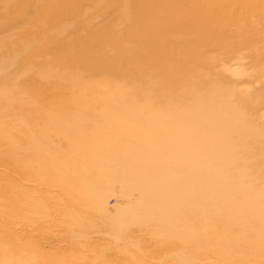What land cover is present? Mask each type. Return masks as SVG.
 <instances>
[{"label": "rangeland", "instance_id": "obj_1", "mask_svg": "<svg viewBox=\"0 0 264 264\" xmlns=\"http://www.w3.org/2000/svg\"><path fill=\"white\" fill-rule=\"evenodd\" d=\"M51 1L56 3L55 12L48 9ZM259 2L263 8L253 12L251 6ZM65 4L61 0H0V245L13 249L18 264H193L192 250L142 211L138 191L127 188L130 184L124 176L127 155L136 151L144 156L138 161L148 163L161 151L152 136H143L150 130L136 125L145 128L153 115L180 107L148 104L103 110L83 105L74 110L72 99L82 97L60 91L59 81L67 73L70 52L98 53L77 40L83 34L77 24L85 22L86 28L96 29L104 15L103 10L91 12L88 21L66 29L50 19L59 16ZM189 4L184 11L177 7L182 18L193 14L210 20L195 26L187 45L180 38L181 59L193 62L195 70L189 72L208 79L212 75L232 79L229 72L236 69L244 74L232 88H224L225 95L237 103L246 124L257 133L239 134L227 147L241 148L258 137L262 145L264 84H258L257 78L264 74V0ZM232 17L238 19L230 23ZM74 18L63 15L62 19ZM241 27L248 29L236 30ZM239 42L248 43L241 51L248 56L231 69L223 62L229 55L206 45L228 48ZM50 47L57 56L51 57ZM70 76L73 85L88 80L78 71ZM221 88L216 83L199 86L208 92ZM226 96L218 95L214 103L218 111ZM134 113L149 118L135 127L129 122L119 124L118 118ZM228 120L238 119L230 116ZM94 134L106 140L104 148L90 141ZM263 160L264 154L261 165ZM165 167L169 170V164ZM97 193L105 199L104 206L96 202ZM185 210L189 226L190 210ZM206 264L221 263L211 257Z\"/></svg>", "mask_w": 264, "mask_h": 264}, {"label": "bare ground", "instance_id": "obj_2", "mask_svg": "<svg viewBox=\"0 0 264 264\" xmlns=\"http://www.w3.org/2000/svg\"><path fill=\"white\" fill-rule=\"evenodd\" d=\"M61 1L66 4L59 16L50 19L63 23L66 29L88 21L91 12L103 10L104 15L96 29L86 28L85 22L77 24L83 32L77 40L98 53L77 51L74 54L72 51L67 56V73L60 79L59 89L83 98L72 99L74 110L83 105L103 110L148 104L180 107L153 115L154 120L145 128L136 125L139 130H150L143 136H152L161 147L160 152L153 154L152 162L138 161V157L144 156L137 155L136 151L125 157L124 176L130 184L127 188L138 191L142 211L163 231L176 234L184 246L188 245L193 253V264H206L211 257L221 264H232L230 262L237 259V264H264V160L263 165L259 163L264 143L260 145L258 137L241 148L227 147L239 134L248 137L257 133L248 127L237 103L229 101L225 95L224 88H232L244 74L236 69L229 72L232 79L195 75L189 72L195 70L193 62L181 59L178 47L180 38L187 45L195 26L204 25L210 18L205 15L197 18L193 14L182 18L177 7L184 11L183 8L188 9L189 3L195 0ZM47 6L55 12V1ZM262 8L260 2L251 6L253 12ZM63 15L75 18L64 20ZM109 15L111 18L105 17ZM237 19L232 17L230 23ZM179 23H182L181 28ZM245 29L248 28L236 30ZM206 33L209 34L208 30ZM206 45L208 49L214 48L215 52L219 49L229 55L223 62L228 63L230 69L248 56L241 55L248 43L239 42L228 48ZM50 51L51 57L57 56ZM86 65L88 67H84ZM76 71L86 75L88 80L73 85L70 75ZM257 79L258 84H264V74ZM215 83L222 85L218 92L199 89V86L204 88ZM218 95L226 96L219 111L214 105ZM88 96L90 101L86 100ZM230 116L238 120L229 121ZM147 118L145 114L134 113L118 118V122L134 125ZM90 141L101 148L106 144V140L96 134ZM165 164H169V170ZM95 199L104 206L103 196L97 193ZM185 208L190 210V227L184 220L188 211ZM15 259L11 247L0 245V264H18ZM184 261L188 263L187 257Z\"/></svg>", "mask_w": 264, "mask_h": 264}]
</instances>
